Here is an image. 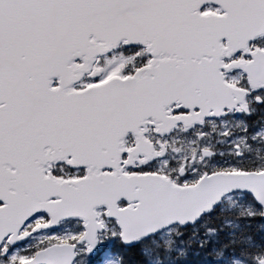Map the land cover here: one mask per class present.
Segmentation results:
<instances>
[{"label":"snow or ice","instance_id":"snow-or-ice-1","mask_svg":"<svg viewBox=\"0 0 264 264\" xmlns=\"http://www.w3.org/2000/svg\"><path fill=\"white\" fill-rule=\"evenodd\" d=\"M0 264H264V0H0Z\"/></svg>","mask_w":264,"mask_h":264}]
</instances>
